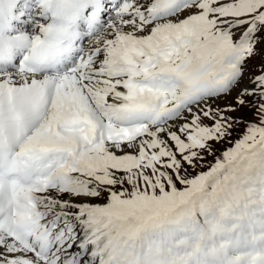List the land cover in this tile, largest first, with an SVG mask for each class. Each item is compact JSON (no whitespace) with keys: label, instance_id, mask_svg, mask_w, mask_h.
I'll return each instance as SVG.
<instances>
[{"label":"snow or ice","instance_id":"1","mask_svg":"<svg viewBox=\"0 0 264 264\" xmlns=\"http://www.w3.org/2000/svg\"><path fill=\"white\" fill-rule=\"evenodd\" d=\"M0 264H264V0H0Z\"/></svg>","mask_w":264,"mask_h":264},{"label":"rangeland","instance_id":"2","mask_svg":"<svg viewBox=\"0 0 264 264\" xmlns=\"http://www.w3.org/2000/svg\"><path fill=\"white\" fill-rule=\"evenodd\" d=\"M257 63H259V58H256V59H254V60L251 62L252 65H255V64H257ZM233 95H235V93H233ZM231 100H232V97H228L226 100H225V99L220 100L219 103H220L221 105H223V104H226V103L231 102ZM242 111H244V112H248L247 109H244V110H242ZM234 115H240V113L238 112V113H235ZM246 118H247V119H252V115H251L250 112H248V115H247ZM218 147H219L221 150H223L224 145H220V146H218Z\"/></svg>","mask_w":264,"mask_h":264}]
</instances>
